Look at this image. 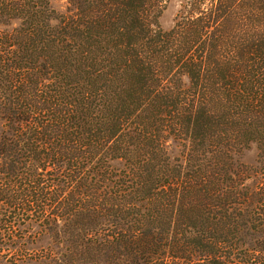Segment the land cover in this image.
I'll use <instances>...</instances> for the list:
<instances>
[{"label": "trees", "instance_id": "1", "mask_svg": "<svg viewBox=\"0 0 264 264\" xmlns=\"http://www.w3.org/2000/svg\"><path fill=\"white\" fill-rule=\"evenodd\" d=\"M167 5L0 0V264H264V0Z\"/></svg>", "mask_w": 264, "mask_h": 264}, {"label": "rangeland", "instance_id": "2", "mask_svg": "<svg viewBox=\"0 0 264 264\" xmlns=\"http://www.w3.org/2000/svg\"><path fill=\"white\" fill-rule=\"evenodd\" d=\"M185 0H168V5L165 11L160 17V25L163 30H168L172 27L177 15L181 11V7ZM53 6L59 11H63L65 6V0H52ZM256 151L252 148L250 151H246L242 157V161L250 163L255 158Z\"/></svg>", "mask_w": 264, "mask_h": 264}]
</instances>
